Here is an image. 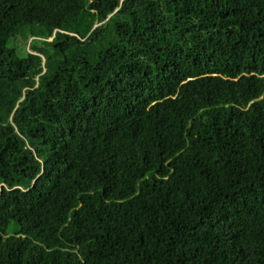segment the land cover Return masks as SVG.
I'll use <instances>...</instances> for the list:
<instances>
[{
	"label": "trees",
	"instance_id": "obj_1",
	"mask_svg": "<svg viewBox=\"0 0 264 264\" xmlns=\"http://www.w3.org/2000/svg\"><path fill=\"white\" fill-rule=\"evenodd\" d=\"M0 264H264V0H0Z\"/></svg>",
	"mask_w": 264,
	"mask_h": 264
},
{
	"label": "rangeland",
	"instance_id": "obj_2",
	"mask_svg": "<svg viewBox=\"0 0 264 264\" xmlns=\"http://www.w3.org/2000/svg\"><path fill=\"white\" fill-rule=\"evenodd\" d=\"M19 40H20V41L17 40L15 43H19L20 46L23 45L24 42H22L21 39H19ZM13 229H14V228H13ZM13 229H12V231H13Z\"/></svg>",
	"mask_w": 264,
	"mask_h": 264
}]
</instances>
